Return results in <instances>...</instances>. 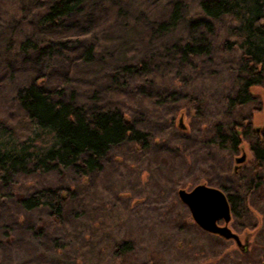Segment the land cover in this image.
I'll list each match as a JSON object with an SVG mask.
<instances>
[{"label": "rangeland", "instance_id": "374dc122", "mask_svg": "<svg viewBox=\"0 0 264 264\" xmlns=\"http://www.w3.org/2000/svg\"><path fill=\"white\" fill-rule=\"evenodd\" d=\"M55 1L0 0L1 127L17 142L38 131L17 97L38 83L88 111L120 109L147 146L127 140L92 173L35 170L8 185L0 181V264H264V162L256 169L250 151L256 137L244 142L239 174L234 157L242 151L212 142L215 132L228 134L236 124L264 127V84L253 88L258 99L230 103L242 51L223 44L237 42V22L208 18L202 0H87L80 14L44 25ZM178 2L182 19L165 31ZM208 20L212 33L202 25ZM196 37L210 53L185 61L180 47ZM33 43L41 49L29 48ZM91 49L94 59L86 61ZM126 66L137 73H125ZM200 184L238 202L229 228L245 250L196 225L178 192ZM44 188L74 192L60 222L46 208L20 204ZM123 243L130 247L117 250Z\"/></svg>", "mask_w": 264, "mask_h": 264}, {"label": "trees", "instance_id": "16d2710c", "mask_svg": "<svg viewBox=\"0 0 264 264\" xmlns=\"http://www.w3.org/2000/svg\"><path fill=\"white\" fill-rule=\"evenodd\" d=\"M87 0H56L42 18L44 25H58L66 19L80 14ZM201 8L210 19H220L225 15L233 17L237 27L233 33L237 42L224 43V48H239L242 51L241 74L238 76V93L230 100L233 106L242 107L247 102L258 99L253 88L264 84V0H202ZM182 19V3L174 5L168 22L161 25L169 31ZM202 25L212 33L211 20L202 21ZM194 27V23L192 24ZM29 48H38L29 44ZM227 46L229 48H227ZM211 45L203 43L197 37L180 47L185 61L197 55L209 54ZM93 50L84 55L86 61H93ZM138 69V67H137ZM135 67L126 66L123 71L129 75L137 73ZM18 101L27 112L30 121L38 131L24 142L13 140L10 129L0 125V181L11 184L19 173L29 174L58 171L62 168H76L81 174L98 170L101 160L108 156L113 147L127 140L136 141L146 148L147 142L130 117L118 108L108 110H90L56 100L53 94L38 83L23 87L18 91ZM253 122L232 127L230 132H215L212 142L232 152L240 151L246 138L256 137L253 152V166L258 169L264 162V134L257 133L251 126ZM242 130L243 134H239ZM258 183V180H256ZM74 197V192L62 189L44 188L20 199L26 211L38 208L49 210L54 221L60 222L66 205ZM234 216L238 215V202L229 197ZM130 247L123 243L117 250Z\"/></svg>", "mask_w": 264, "mask_h": 264}, {"label": "water", "instance_id": "95a60500", "mask_svg": "<svg viewBox=\"0 0 264 264\" xmlns=\"http://www.w3.org/2000/svg\"><path fill=\"white\" fill-rule=\"evenodd\" d=\"M183 118L179 120V127L185 130ZM256 132L262 131L261 127L255 128ZM242 156L235 159L233 171L239 174L240 169L246 162L247 155L241 149ZM178 196L183 205H186L193 217L194 222L202 230L209 233L217 234L225 239H233L241 249L247 247L244 244L238 233L229 228V223L233 218L232 208L228 196L216 187H211L206 184H200L191 191L184 189L179 190ZM223 221L224 226L219 223Z\"/></svg>", "mask_w": 264, "mask_h": 264}, {"label": "flooded vegetation", "instance_id": "af4514ba", "mask_svg": "<svg viewBox=\"0 0 264 264\" xmlns=\"http://www.w3.org/2000/svg\"><path fill=\"white\" fill-rule=\"evenodd\" d=\"M252 128H254V130H255V128L257 127V126H255L254 125V122H253V125L251 126ZM257 133H260L261 135H263L264 134V127H262V131H260V132H257ZM239 134H243L242 133V130H240L239 131ZM244 149V145H242L241 147H240V151H241V149ZM250 151H251V153H252V155H253V152H252V150L250 149ZM237 158V156H235L234 157V165H235V159ZM193 190V189H192ZM224 192V191H223ZM225 193V192H224ZM233 214V213H232ZM223 221H221L220 223H222ZM219 223V224H220ZM223 224H224V222H223ZM221 225V224H220ZM211 234H213V233H211ZM213 235H216V236H219V235H217V234H213ZM219 237H221V236H219ZM223 238V237H222ZM225 239V238H224ZM228 240H231V241H234L233 239H228ZM235 242V241H234Z\"/></svg>", "mask_w": 264, "mask_h": 264}]
</instances>
